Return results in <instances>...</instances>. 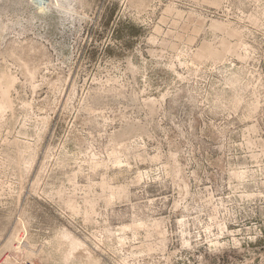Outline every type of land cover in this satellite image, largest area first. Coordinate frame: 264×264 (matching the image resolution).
Returning <instances> with one entry per match:
<instances>
[{"label":"rangeland","instance_id":"374dc122","mask_svg":"<svg viewBox=\"0 0 264 264\" xmlns=\"http://www.w3.org/2000/svg\"><path fill=\"white\" fill-rule=\"evenodd\" d=\"M8 260L264 264V0H0Z\"/></svg>","mask_w":264,"mask_h":264},{"label":"built area","instance_id":"2783aa9c","mask_svg":"<svg viewBox=\"0 0 264 264\" xmlns=\"http://www.w3.org/2000/svg\"><path fill=\"white\" fill-rule=\"evenodd\" d=\"M9 261V260H8ZM1 264H7V261L6 262H2ZM14 264H34L33 262H15Z\"/></svg>","mask_w":264,"mask_h":264},{"label":"bare ground","instance_id":"6f19581e","mask_svg":"<svg viewBox=\"0 0 264 264\" xmlns=\"http://www.w3.org/2000/svg\"><path fill=\"white\" fill-rule=\"evenodd\" d=\"M17 246H18V245H17ZM15 251H17V250H15ZM7 263H8V264H14L13 262H10V261H7Z\"/></svg>","mask_w":264,"mask_h":264}]
</instances>
